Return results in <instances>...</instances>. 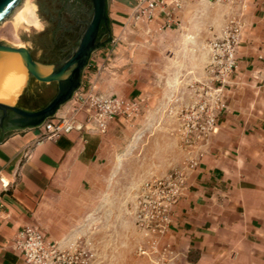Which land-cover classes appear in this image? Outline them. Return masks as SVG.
I'll list each match as a JSON object with an SVG mask.
<instances>
[{"label": "crops", "instance_id": "1", "mask_svg": "<svg viewBox=\"0 0 264 264\" xmlns=\"http://www.w3.org/2000/svg\"><path fill=\"white\" fill-rule=\"evenodd\" d=\"M134 4L109 0L115 39L126 38L121 28L135 19ZM231 15L242 19L243 28L227 105L217 130L188 147L174 126L178 115L158 107L195 101L194 85L208 77V41L222 33ZM178 17L180 24L164 31L129 32L128 66H120L118 55L119 67L110 75L101 56L93 55L91 69L83 72L82 82H96L100 92L145 96L143 112L133 123L115 118L105 132L72 130L40 141L41 125L0 132V175L10 181L4 187L0 179V264H30L12 246L28 223L38 224L64 246L80 237L95 246L96 262L127 263L122 251H137L140 237L132 209L136 175L122 172L123 125L131 127L132 146L144 132L151 150L176 152V164L186 166V188L163 239L173 253L163 264H264V0H183ZM154 20L146 26L155 27L162 17ZM124 47L120 43L119 50ZM154 49L162 50L159 64L149 56ZM126 73L127 92L120 88ZM43 83L25 74L14 102L23 93L40 96ZM159 120L175 124L157 127ZM155 136L163 137L158 147ZM190 158L198 164L190 166Z\"/></svg>", "mask_w": 264, "mask_h": 264}, {"label": "built area", "instance_id": "2", "mask_svg": "<svg viewBox=\"0 0 264 264\" xmlns=\"http://www.w3.org/2000/svg\"><path fill=\"white\" fill-rule=\"evenodd\" d=\"M182 7L183 0H136L132 15L150 20L161 16L159 27L170 28L180 24L178 11ZM242 28V19L234 15L228 19L222 33L208 43L209 78L206 82L194 85L197 98L191 104V109L186 108V112L181 113L184 119L182 132L188 147L207 140L217 130L219 114L227 105L226 89L238 67L237 52ZM144 103L143 95L126 97L115 93L106 94L99 91L96 82H82L72 98L53 117L41 124L36 141L55 138L72 130L97 129L105 132L110 121L115 118L133 123L142 113ZM196 164L198 160L189 159L190 166ZM0 179L4 187L10 184L2 175ZM186 184V166H180L163 176L155 175L146 179L135 196L133 213L140 237L137 251L157 264H163L173 253L170 243H163V239L172 228L174 206L184 194ZM12 246L30 264H90L94 256L87 242L82 244L73 241L64 246L36 223H28L20 228Z\"/></svg>", "mask_w": 264, "mask_h": 264}, {"label": "rangeland", "instance_id": "3", "mask_svg": "<svg viewBox=\"0 0 264 264\" xmlns=\"http://www.w3.org/2000/svg\"><path fill=\"white\" fill-rule=\"evenodd\" d=\"M26 1V3L28 4V6L31 8V11L33 12V19L36 20L35 22H32L31 24H36L40 27H43L44 24L42 22V20L39 18V13H38V9H37V0H23V3ZM134 2L136 0H133ZM22 3V4H23ZM21 7V6H20ZM109 10V9H108ZM234 15H231L228 17V19L230 17H232ZM111 19V17H110ZM227 19V21H228ZM157 20V19H156ZM150 21H155V20H150V19H144V18H135L133 20H127L125 23H123V26L121 28V33L122 34H126V38L124 40L122 39H115L113 37V39L104 47H106L105 49L101 50L102 47L96 49L92 56H101L102 58V63H103V67L106 66V68L109 69L108 73L110 75L113 74V72L111 71L112 68H118L119 64H117L119 61L117 60V56L121 55V59H120V66L122 67H126L128 66L129 63V50H128V41H127V34L129 32H140V31H146V32H156V31H164L166 28H160L159 24H156L155 27H151V26H146V22H150ZM226 21V23H227ZM31 24H21L20 26H18L16 28L14 21H13V17H7V19L5 21H3L2 24H0V37H6L9 38L13 41H19V42H25V44L27 45H31L33 48H35V44L29 40L28 42L26 41L27 39L24 38V35H26L27 37H34L39 31L40 29L34 28ZM111 25H112V34L114 36V29H113V23L111 20ZM210 41V40H209ZM208 41V42H209ZM120 43H123L126 45V47H124L122 50H119V46ZM108 46V47H107ZM35 54L37 57L41 56V50L39 48L36 47L35 49ZM162 50L161 49H154L152 51V54L149 55L152 58V63L154 64H159L160 63V57H161ZM91 56V57H92ZM204 60H202L203 62ZM116 63V64H114ZM208 64V63H207ZM88 69H91V67L88 64ZM86 67V68H87ZM206 69H207V65H206ZM209 78V74L208 77L205 81H201L199 83H203L206 82ZM124 80H126L125 82L122 81L120 83V88H122V90L124 91H128V75L127 73L124 76ZM56 84H49L48 82H44L42 84L41 88L47 89L45 92L43 91V93L36 97L35 100L36 102H41L42 100H44V98H47L55 89ZM43 89V90H44ZM111 93V92H109ZM195 95L196 92L194 91ZM115 94H117L115 92ZM122 96H126L127 94H119ZM144 96V95H143ZM127 97V96H126ZM145 97V96H144ZM197 98V95H196ZM172 99H174V97H172ZM174 102H176V100L174 99ZM145 103H146V98H145ZM144 103V105H145ZM194 103V102H193ZM191 103V104H193ZM191 104L189 103H185L183 105L180 104H173L170 105L165 103L162 106L158 107V110L160 112H168V113H172V115H178L179 120H177V124L174 125L178 132H179V137L181 142H184L186 145V139H185V135L182 132L183 129V122L184 119L182 118L181 113L186 112V108L191 109ZM143 112V110H142ZM127 123V122H126ZM129 124V123H128ZM169 124H175L173 120H159L157 122V127L160 126H168ZM122 130L124 131V140L126 139V141H122V146H121V159L124 161L125 163V168L123 169V173L125 175L128 174V171L131 170V174L132 172L136 175V183H135V194H134V199L132 201V209L134 207V200H135V196L137 195V193L140 191L142 183L152 177V176H163L169 172H171L173 169H175L176 167H180V165H177L176 163H178L177 161V157H178V153L176 152H162L159 150H151V138L150 135L148 136H143L144 132L141 133L140 136H138V139L136 141V144L132 146V143L128 140V137H130V132H131V127L130 125H123L122 126ZM131 138H133V136H131ZM155 141L153 142L154 145H158L161 142V139H163V137L161 136H155ZM155 147V146H154ZM169 157V164H167V158ZM76 241H79V243L81 242L82 244L85 243L86 241L82 240L80 237H78V239ZM91 251L94 252V256L90 262V264H120V263H113L111 260H109L108 262H101L98 261L96 262V248L95 246H90ZM138 253V251H135V249L132 250H126V251H122V255L124 256L125 260H127V263H121V264H148L146 258L143 256L144 254H140Z\"/></svg>", "mask_w": 264, "mask_h": 264}, {"label": "water", "instance_id": "4", "mask_svg": "<svg viewBox=\"0 0 264 264\" xmlns=\"http://www.w3.org/2000/svg\"><path fill=\"white\" fill-rule=\"evenodd\" d=\"M23 0H0V23L16 11ZM92 17L87 21L77 43L64 56L53 61H44L33 55L29 45H18L7 38H0V61L10 55H19L27 68L28 80L55 81L57 90L44 105L26 106L19 101L0 99V132L9 129L36 127L53 117L70 100L81 86L83 72L93 52L106 46L112 39L109 0H92ZM105 25L108 37L100 40L99 30Z\"/></svg>", "mask_w": 264, "mask_h": 264}, {"label": "flooded vegetation", "instance_id": "5", "mask_svg": "<svg viewBox=\"0 0 264 264\" xmlns=\"http://www.w3.org/2000/svg\"><path fill=\"white\" fill-rule=\"evenodd\" d=\"M36 3L39 18L44 26L29 40L41 50L42 58L49 61L57 60L77 43L87 21L92 17L93 2L92 0H37ZM99 34L100 40L108 37L104 24L101 25ZM36 47H32V51H35Z\"/></svg>", "mask_w": 264, "mask_h": 264}, {"label": "bare ground", "instance_id": "6", "mask_svg": "<svg viewBox=\"0 0 264 264\" xmlns=\"http://www.w3.org/2000/svg\"><path fill=\"white\" fill-rule=\"evenodd\" d=\"M20 6L8 16L13 17L16 28L21 24L36 23V20L33 19V12L26 1ZM25 74H27V68L19 55H10L0 61V99L14 102L25 84Z\"/></svg>", "mask_w": 264, "mask_h": 264}, {"label": "trees", "instance_id": "7", "mask_svg": "<svg viewBox=\"0 0 264 264\" xmlns=\"http://www.w3.org/2000/svg\"><path fill=\"white\" fill-rule=\"evenodd\" d=\"M24 38L25 39H31V37H27L26 35H24ZM33 55L36 57V58H39L41 60H44V61H49L45 58H42V56L40 57H37L36 54H35V51H33ZM57 90V86L55 87V89L53 90V92L47 97V98H44V100H42L41 102H36L35 99H32V98H27V96L23 94H21L20 98H19V102L26 105V106H30V107H38V106H41V105H44L45 103H47V101L54 95V93L56 92Z\"/></svg>", "mask_w": 264, "mask_h": 264}]
</instances>
